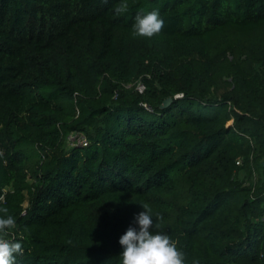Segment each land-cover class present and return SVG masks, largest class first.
Returning a JSON list of instances; mask_svg holds the SVG:
<instances>
[{"label":"trees","instance_id":"16d2710c","mask_svg":"<svg viewBox=\"0 0 264 264\" xmlns=\"http://www.w3.org/2000/svg\"><path fill=\"white\" fill-rule=\"evenodd\" d=\"M141 204L185 264H264V0H0L16 264H122Z\"/></svg>","mask_w":264,"mask_h":264},{"label":"clouds","instance_id":"9594fccd","mask_svg":"<svg viewBox=\"0 0 264 264\" xmlns=\"http://www.w3.org/2000/svg\"><path fill=\"white\" fill-rule=\"evenodd\" d=\"M127 3H122L115 8L117 14L127 10ZM164 28V19L159 9H154L146 14H138L132 26L133 35L152 38L161 33ZM144 211L139 212L135 222L139 228L129 227L123 234L119 243L123 248L122 264H185L183 252L178 250L177 241L166 233L156 231L151 209L147 204H141ZM0 264H16V257L23 255L22 244L14 239H8L9 229L16 227V219L8 215L6 207L0 208ZM159 219V214H157Z\"/></svg>","mask_w":264,"mask_h":264},{"label":"built area","instance_id":"2783aa9c","mask_svg":"<svg viewBox=\"0 0 264 264\" xmlns=\"http://www.w3.org/2000/svg\"><path fill=\"white\" fill-rule=\"evenodd\" d=\"M137 90L141 91L142 89V84L141 83H137L136 86ZM180 95V94H175ZM143 106L148 107L145 103H142ZM66 143L67 145H85L86 144V138L84 137V135L80 132L77 131H71L69 132L66 137H65Z\"/></svg>","mask_w":264,"mask_h":264},{"label":"water","instance_id":"95a60500","mask_svg":"<svg viewBox=\"0 0 264 264\" xmlns=\"http://www.w3.org/2000/svg\"><path fill=\"white\" fill-rule=\"evenodd\" d=\"M170 96L165 97L162 102L159 104V107L165 106L170 101Z\"/></svg>","mask_w":264,"mask_h":264}]
</instances>
